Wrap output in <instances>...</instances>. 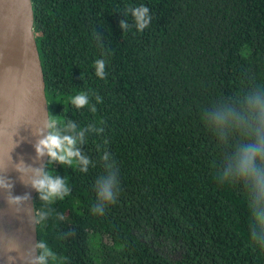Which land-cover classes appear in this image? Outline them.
<instances>
[{
	"label": "trees",
	"instance_id": "16d2710c",
	"mask_svg": "<svg viewBox=\"0 0 264 264\" xmlns=\"http://www.w3.org/2000/svg\"><path fill=\"white\" fill-rule=\"evenodd\" d=\"M31 2L39 264H264V0Z\"/></svg>",
	"mask_w": 264,
	"mask_h": 264
},
{
	"label": "water",
	"instance_id": "95a60500",
	"mask_svg": "<svg viewBox=\"0 0 264 264\" xmlns=\"http://www.w3.org/2000/svg\"><path fill=\"white\" fill-rule=\"evenodd\" d=\"M0 6L19 29L24 75L9 109L0 140V264H39L35 193L47 159L49 115L45 82L34 34L31 0H0ZM33 133L45 149L34 180L22 175L16 164L22 138Z\"/></svg>",
	"mask_w": 264,
	"mask_h": 264
},
{
	"label": "bare ground",
	"instance_id": "6f19581e",
	"mask_svg": "<svg viewBox=\"0 0 264 264\" xmlns=\"http://www.w3.org/2000/svg\"><path fill=\"white\" fill-rule=\"evenodd\" d=\"M22 38L14 20L0 6V140L9 109L24 75ZM37 135V134H36ZM33 133L22 138L18 147L16 164L22 175L34 180L37 168L45 158V149ZM26 264H32L28 261Z\"/></svg>",
	"mask_w": 264,
	"mask_h": 264
},
{
	"label": "rangeland",
	"instance_id": "374dc122",
	"mask_svg": "<svg viewBox=\"0 0 264 264\" xmlns=\"http://www.w3.org/2000/svg\"><path fill=\"white\" fill-rule=\"evenodd\" d=\"M167 248V247H166ZM169 251V250H168Z\"/></svg>",
	"mask_w": 264,
	"mask_h": 264
}]
</instances>
